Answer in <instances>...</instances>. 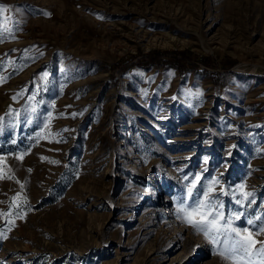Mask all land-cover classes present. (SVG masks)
Returning <instances> with one entry per match:
<instances>
[{
    "label": "rangeland",
    "instance_id": "rangeland-1",
    "mask_svg": "<svg viewBox=\"0 0 264 264\" xmlns=\"http://www.w3.org/2000/svg\"><path fill=\"white\" fill-rule=\"evenodd\" d=\"M197 175L264 264V0H0V264H235Z\"/></svg>",
    "mask_w": 264,
    "mask_h": 264
},
{
    "label": "snow or ice",
    "instance_id": "snow-or-ice-1",
    "mask_svg": "<svg viewBox=\"0 0 264 264\" xmlns=\"http://www.w3.org/2000/svg\"><path fill=\"white\" fill-rule=\"evenodd\" d=\"M46 75L47 74H45V76ZM29 99L32 98L30 97ZM32 111L36 112V109L33 108ZM50 116L51 114H49V118ZM185 179L187 180L188 177L186 176ZM200 179V176L197 175L187 188V195L191 198V203L182 200L177 211L183 213L187 222L193 225L197 231H202L214 244H223L222 248H218V254L223 258L234 259L235 264H244L243 258L248 252V246L255 242L251 240L250 234L245 236L239 229L232 226L233 222L239 220L244 214L231 212L225 216L223 203L219 200L213 202V198L210 194L215 190L212 185L218 183L215 178L209 183L207 190L203 192L204 198L201 199L200 192L204 186L200 185L198 187ZM243 188L244 185L242 184L238 186L239 190ZM225 195H227V193H225ZM249 196H251V193H243L245 200ZM241 203V200H236V204ZM257 219L264 222V217H258ZM248 224L252 225L253 221L249 220ZM245 231L247 230L245 229ZM261 231H264V229H261ZM260 251L264 253V246H261Z\"/></svg>",
    "mask_w": 264,
    "mask_h": 264
},
{
    "label": "trees",
    "instance_id": "trees-1",
    "mask_svg": "<svg viewBox=\"0 0 264 264\" xmlns=\"http://www.w3.org/2000/svg\"><path fill=\"white\" fill-rule=\"evenodd\" d=\"M153 53H156V52H149L147 55H145V59L141 60V62H139V64L144 66V67L150 66L152 64H156V65H160V66H166V65L171 64L170 62H166V61L158 62L156 60L158 57L156 55H153ZM179 53L185 54L184 51H180ZM127 61H129V59L125 60L124 63ZM198 61L204 65H209L211 63L210 58L208 56H201V57H199ZM233 62H234V60L232 58L225 56L222 59V66L224 67V69H227V68H229V66H231L233 64ZM173 66H175L180 72L184 71V62L178 61ZM191 67L194 68L195 70H197V67L195 65L191 66ZM229 74L230 73L228 71L221 74L224 76L223 83L228 79ZM215 76H217V74H213V77H215Z\"/></svg>",
    "mask_w": 264,
    "mask_h": 264
}]
</instances>
